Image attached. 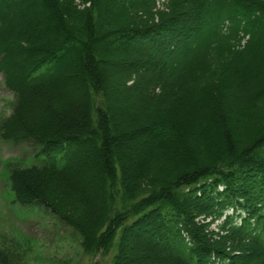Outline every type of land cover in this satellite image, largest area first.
Here are the masks:
<instances>
[{
  "label": "trees",
  "instance_id": "obj_1",
  "mask_svg": "<svg viewBox=\"0 0 264 264\" xmlns=\"http://www.w3.org/2000/svg\"><path fill=\"white\" fill-rule=\"evenodd\" d=\"M8 2L0 72L14 101L0 141L39 149L37 164L10 162L15 203L40 205L107 264L123 263L138 230L146 247L124 264H264V0H39L41 26L17 33ZM27 9L9 11L20 21ZM13 50L26 66L9 64ZM111 77L138 104L124 128ZM71 82L75 98L61 88ZM148 133L154 153L133 166Z\"/></svg>",
  "mask_w": 264,
  "mask_h": 264
},
{
  "label": "rangeland",
  "instance_id": "obj_2",
  "mask_svg": "<svg viewBox=\"0 0 264 264\" xmlns=\"http://www.w3.org/2000/svg\"><path fill=\"white\" fill-rule=\"evenodd\" d=\"M8 5L9 9H17L20 5L28 8V12H26L24 18L20 21L15 19L14 11L5 10L7 12L5 18L11 24H15L13 29H16L13 32L17 33L19 30L17 28H20L21 32H24L25 28L29 30L34 24H38V27L41 26L43 16H41L39 10V0H9ZM260 21L263 24H257L256 29L259 28L262 31L260 38L264 42V21L261 19ZM41 30H43L42 27ZM244 43L245 41L242 42L243 45ZM8 45V47L13 49V39L8 41ZM14 55L9 58L8 62L10 65L26 66L28 62L25 61L22 54H15L14 52ZM104 55L102 59L106 61L108 57H106L107 54L104 53ZM112 56L114 54L110 57ZM131 58L130 54L127 53L125 59L131 61ZM139 59L145 61L146 57L145 59ZM137 67L138 65L130 66L128 70H138ZM61 75H69L66 68L62 69ZM118 85L119 79L111 77L113 94L108 97V102L109 106L114 107L120 116L123 115L119 119L118 127L124 128L127 124L125 125L123 119H130L138 104L135 101L134 93L130 94L129 99H126L123 91L119 90ZM61 88L74 94V98L76 89L78 91L74 82L70 83V87L63 85ZM13 101L14 95L6 88L4 76L0 72V120L10 115ZM229 105V103L223 105L224 110L227 111ZM197 118L200 119L198 120ZM196 119L198 122L201 121V123L207 124L206 128L209 129V133H213V130L216 129L215 123L205 120L204 117L197 113L192 114L190 121L194 123ZM88 145V142L85 143L82 150L77 153L75 158L77 163H74V166L70 169L71 173L79 172L81 166L84 165L87 154L85 151L88 149ZM153 148L154 142L150 133L135 138L132 142V153L129 158L131 164L134 166L144 162L150 154L154 153ZM38 151L39 149L31 143L15 145L0 141V248H5L4 250L7 247L9 248L5 253L9 256L10 264H107L112 255L102 257L99 254L95 257H89L82 247L77 231L59 222L49 212L40 207V205L21 207L15 203L13 193L9 190L7 182L8 169L11 167L10 162L11 160L17 159L19 161L18 159H20L24 162L23 164H37L34 155ZM93 201L96 202L95 199ZM137 232L140 233L141 231L138 230ZM137 232L134 233V238L129 237L124 242L126 249L124 258L127 261L135 257V253L132 251L133 247H146V237H148V234L145 232L141 237L140 235L136 237ZM11 247H14V249ZM124 261L122 264L126 262Z\"/></svg>",
  "mask_w": 264,
  "mask_h": 264
}]
</instances>
